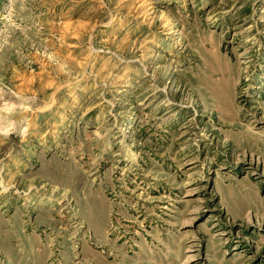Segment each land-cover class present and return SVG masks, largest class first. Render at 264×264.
I'll use <instances>...</instances> for the list:
<instances>
[{"label":"rangeland","instance_id":"rangeland-1","mask_svg":"<svg viewBox=\"0 0 264 264\" xmlns=\"http://www.w3.org/2000/svg\"><path fill=\"white\" fill-rule=\"evenodd\" d=\"M0 264H264V0H0Z\"/></svg>","mask_w":264,"mask_h":264}]
</instances>
